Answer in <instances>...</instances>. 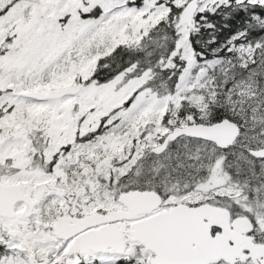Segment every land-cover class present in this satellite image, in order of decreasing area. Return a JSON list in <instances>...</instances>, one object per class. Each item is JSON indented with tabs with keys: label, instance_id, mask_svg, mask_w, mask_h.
Segmentation results:
<instances>
[{
	"label": "snow or ice",
	"instance_id": "obj_1",
	"mask_svg": "<svg viewBox=\"0 0 264 264\" xmlns=\"http://www.w3.org/2000/svg\"><path fill=\"white\" fill-rule=\"evenodd\" d=\"M0 264H264V0H0Z\"/></svg>",
	"mask_w": 264,
	"mask_h": 264
}]
</instances>
